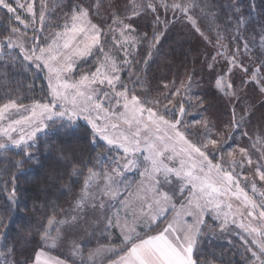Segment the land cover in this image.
<instances>
[{
    "label": "snow or ice",
    "instance_id": "obj_1",
    "mask_svg": "<svg viewBox=\"0 0 264 264\" xmlns=\"http://www.w3.org/2000/svg\"><path fill=\"white\" fill-rule=\"evenodd\" d=\"M0 8L11 14L10 20H14L15 24L20 26H12L10 23L6 27L7 34H0V52H3L4 48H19L24 61L34 66L36 70H46L48 73L47 102L34 101L29 117L10 121L6 127H0V133L7 138V142H0V149H7L8 142L27 149L31 147L28 142L34 141L38 132L50 128L72 135L74 129L78 127L74 118L82 117L86 125L82 131L90 143H96L99 137L108 146L121 149L123 152L122 156L112 158L102 172L88 169L81 194L74 203L75 214L60 210L65 219L57 220L53 215L46 218V223L41 221L38 229L40 243L63 241L67 239L68 232L79 229L84 231L88 238L73 240L71 247L74 254L83 256L81 245L91 243L97 229L102 230V233L109 230L115 232L119 229V234L112 241L107 244L98 243L97 247L89 249L87 259H82L81 264H198L194 258L197 245L201 239L207 238L204 235L208 227L206 218L212 213L215 214L213 227L219 221L221 232L228 226L230 214L233 217L239 214L242 219L244 212H247L254 220L264 221V202L257 204L250 199L245 189L240 186L235 173V168L242 166L244 158L248 157L247 150L243 147L238 149L241 157L238 162L236 149L226 151L227 136L221 139L219 134L214 133L213 128L216 125L208 119H186L188 108L185 107V103L191 107V101L175 99L182 97V89L183 94L189 93L192 87L191 76L187 83L181 81L180 87L175 88V91L169 89L158 96H151L150 92L144 95L137 94L134 85L139 83V79L133 81V88H129L120 80V68L131 63L127 60L130 53L126 52L122 64L118 59L104 56V62L98 64L94 72L85 73L79 81L73 83L68 81V75L75 70L77 59L82 60L92 55L94 49L103 54L107 43L106 37L117 29L122 37L135 33L133 24L127 22L134 16L151 12L158 24L161 9L165 14L171 11L174 18L177 14L186 18L195 26V30L212 44L214 51L219 49L216 56L212 57V63L208 64L209 69L214 72L218 57H221L228 66V72L235 68L243 73L240 81L241 90L244 85H253L264 94L262 74L264 52L257 56L256 61L248 58L247 64L245 58L240 55L239 43L234 49L229 48L225 52L227 46L221 43L219 32L216 37H205L204 32L198 27V21L190 15L196 8L193 0H159L158 3L156 0H141V3L134 7L132 17L117 11L109 15L111 23L104 19H100L98 23L93 22L95 17L92 16V4L89 0H69L68 11L64 13L62 31L53 33L50 41H42L39 36L29 38L21 32V27L26 30L30 24L32 31L37 32L35 24L37 20L43 24L45 10L48 9L47 0H41L39 14L36 0H24L23 3H17V0H12V3L0 0ZM138 9H143V13ZM21 14L29 22L22 19ZM237 23L243 24V17H239ZM211 30L209 27L208 31ZM140 39L148 41L149 38L144 34ZM153 39L156 42L159 40L155 32ZM242 39L237 29V35L233 40L239 42ZM28 40H31V43H26ZM259 42L264 48V35L259 36ZM120 47L123 48L124 44ZM243 48L245 52L249 50L247 40H244ZM253 63L256 64L254 68L250 67ZM105 85L109 91H105L103 87ZM215 86L225 93L232 107L233 118L225 125V129L238 130L244 122V116L237 120L235 109L244 97L235 90V82H225L223 75L217 79ZM164 88H168V85H164ZM230 89L232 91H229ZM112 100H115V111L112 107H105V102L111 105ZM202 104V100L197 97L196 105ZM24 108L25 105L18 104L15 99H9L0 105V119L4 118V113L10 109ZM58 108L60 111L56 110ZM13 133H17L18 138H13ZM25 154L28 159L32 158L30 152ZM19 163L23 164L24 161L21 160ZM246 163H252L250 157ZM141 166H144V171L140 172L143 177L144 196L138 198L136 202L130 199L118 200L120 185L124 181V170L136 168L139 171ZM257 172L260 180L264 181V172H261L259 167ZM101 176L104 191L97 199L91 194L90 186ZM149 192L152 193L151 196L148 195ZM261 196H264V193H261ZM225 197L234 198L237 202L242 201V205L238 204L234 211L232 203L225 204ZM113 199L118 200L122 209H117L110 215ZM89 201H93L90 209ZM9 202L10 205L17 203L15 187L11 190ZM241 206L244 212L240 211ZM225 208L228 211H224ZM256 209H259L258 215ZM170 212H175L171 219L168 218ZM221 214L223 220L220 219ZM232 224H236L235 218ZM53 225L63 226L57 228L55 236L50 231ZM239 227L250 235L258 234L264 238V224L253 227L240 223ZM88 228L91 232H87ZM153 232L154 234H151ZM101 238L109 239L103 234ZM116 241L119 242L118 246H115ZM247 243H251L255 248L245 249L251 254L249 258L251 264H264V239H253L250 242L246 241ZM14 253V246L7 249V254ZM43 254L42 250L36 251L33 264H40ZM112 255H117V259H111ZM13 264L21 262L14 261ZM23 264H27V260ZM45 264L63 262L56 260Z\"/></svg>",
    "mask_w": 264,
    "mask_h": 264
},
{
    "label": "trees",
    "instance_id": "obj_2",
    "mask_svg": "<svg viewBox=\"0 0 264 264\" xmlns=\"http://www.w3.org/2000/svg\"><path fill=\"white\" fill-rule=\"evenodd\" d=\"M36 1L39 5L40 2ZM89 2L92 4L94 22L104 19L111 23L109 15L117 11L132 17L134 7L141 3V0ZM193 2L196 8L190 15L198 21V27L205 37H216L219 32L221 43L227 46L225 52L229 48L234 49L239 43L240 55L245 58L246 64L248 58L256 61L257 56L264 52L259 42V36L264 35V0ZM68 3L69 0H48V6L55 8V11L67 8ZM138 10L143 13V9ZM158 16V24L151 12L134 16L131 21H127L133 24L135 34H139V40L131 68L129 72H121V80L127 77L125 83L129 88H133V81L139 79V83L134 85L137 94L150 92L151 96H158L169 89L175 91V88L180 87L181 81L187 83L191 76L192 87L189 93L183 94L182 89V97L175 98L191 101V107L185 103L188 108L186 119L210 120L216 125L213 130L221 139L227 136V143L238 141L237 137L232 139V134L236 136V133L248 131L251 142L264 149V94L253 85H244L241 90L243 73L235 68L228 72V66L221 57H218L215 64V71L209 69L208 64L212 63V57L216 56L219 49L214 51L212 44L208 43L186 18H182L180 14L174 18L171 11L165 14L163 9L159 11ZM239 17H243V24L237 23ZM0 21V34H7L6 27L10 23L17 27L14 20H10V14L6 10H0ZM209 27L211 32L208 31ZM237 29L243 37L239 42L233 40ZM153 32L159 37L158 42L153 39ZM144 34H147L148 41L140 39ZM244 40L249 42L247 52L243 48ZM17 54L8 52L5 48L0 52V104L9 99H15L18 104H28L45 97L43 89L47 90V83L43 72L30 65H23L20 59L13 62V56ZM250 67L254 68L256 64L253 63ZM221 75L225 82L234 81L235 90L244 97L235 109L237 120L244 116V122L238 130L225 129V125L233 117L228 97L215 86ZM164 85H168V88H164ZM197 97L202 100V106L196 105ZM76 122L78 127L72 135L50 128L37 133L36 139L30 141L31 147L27 149L23 146L0 149V253H3L0 254V264H13L14 261L23 264L25 260L28 264L33 259L37 245L35 241L40 222L46 223V218L53 215L57 217L61 213L60 210L66 208L74 194L79 191L88 169L99 167L97 156L106 150L105 145L99 140L90 143L82 131L86 126L85 122ZM260 133L262 135L259 136ZM243 140L245 137H241L239 142ZM26 152L32 154L31 159L27 158ZM21 160L24 161L23 164L19 163ZM13 187L16 189L17 203L10 205L9 196ZM88 245L90 243L83 244V248ZM12 246L15 247V253L9 255L7 249ZM207 252L210 251H196L194 258L198 264H205L206 257L208 264L218 262L217 249ZM219 263L228 264L224 260ZM237 263L236 260L232 264Z\"/></svg>",
    "mask_w": 264,
    "mask_h": 264
},
{
    "label": "rangeland",
    "instance_id": "obj_3",
    "mask_svg": "<svg viewBox=\"0 0 264 264\" xmlns=\"http://www.w3.org/2000/svg\"><path fill=\"white\" fill-rule=\"evenodd\" d=\"M58 1L61 2L62 0H58ZM8 2L12 3V0H8ZM23 2L24 0H17V3H23ZM38 2L41 3V0H38ZM40 3L38 5L36 1L37 14H39V11H41ZM47 3H48V0H47ZM0 10H5V9L0 8ZM45 11H46V15H45V20L43 24L41 25V23L38 20L35 24V27L37 28V32L32 31L31 24L26 30L21 27V32L25 36L29 38L33 36H39L42 41L43 40L50 41V38L53 33L62 31V25L64 24V13L68 11V8H63L62 10L55 11V8L51 9L48 6V9ZM21 18L25 19L26 22H29L23 14H21ZM94 23H98V22H94ZM112 26L114 28L116 27L115 25H112ZM17 27H20V26L17 25ZM41 28L43 29V31H40ZM106 39L108 42L106 43L104 47L103 54L99 53L96 49H94L92 55H89L83 58L82 60L81 59L76 60L75 70L68 75L69 83L79 81L82 75H84L85 73L90 74L91 72H94L96 66L104 62V56H109L113 59H118L119 63L122 64L123 59L125 58V55L127 52V53H130L129 55H127V60L132 62L133 60L132 58L134 57V54L136 52V46L139 40V38L137 37L135 33H130L127 36L122 37L120 36V32L117 29L116 32L106 37ZM133 40L135 41L134 43L132 42ZM26 43H31V40H28ZM121 44H124L123 48L120 47ZM5 49L8 52L11 51V52L18 53L16 56H13V62H18L16 60L20 59L23 65H26V64L30 65L27 61L23 60V54L20 52L19 48H13V49L5 48ZM31 67L34 68V66H31ZM130 68H131V63L126 67H121L119 75L121 74V72L122 73L129 72ZM42 72H43L44 80L47 83V90L43 89L45 92L44 93L45 97L39 100H34V101L47 102L46 97L48 95V73L46 70ZM126 79L127 77H125V79L123 80H121L120 78V80L124 84H126L125 83ZM103 87L105 91H109L106 85ZM34 101L29 102L28 104L23 103V105H25L24 109H19V110L10 109L7 112H5L4 118L0 119V127H6L10 121L22 120L24 117H29L31 106ZM3 104H0V105H3ZM114 106H115V100H112L111 105L105 102V107H112L113 110L115 111ZM56 110L60 111L59 108ZM65 119H67V117H65ZM78 120L84 121L82 117L74 118L75 122ZM244 133H247V135H244ZM249 135L250 134L248 131H242L239 134L236 133V136L232 134V139L237 137L238 141L234 143H230V142L227 143L228 147L226 151L236 149L237 150L236 160L239 162L241 157L238 153V149L243 147L247 150L248 157L251 158L252 163L247 164L246 161L248 157H245L244 158L245 162L243 163L242 166H237L235 168V173L237 174L238 179L240 181V186L245 189V191L248 194V197L254 200L257 204H259L261 202H264V196H261V193H264V181L260 180L259 173L257 172V168L259 167L260 171L264 172V149L262 147H258L255 144H253L250 139L251 136ZM260 135H262V133H260L259 136ZM241 137H245V140H243L242 142H239V139ZM13 138H18L17 133H13ZM97 140L103 143L106 148L105 151H103L97 156L99 167L97 166V168L94 169V171L99 173V172H102L103 169L111 162L112 158L122 156L123 152L121 149L108 146L106 142L100 139L99 137H97ZM248 140H249V143H248ZM0 142H7V138L4 137L2 133H0ZM28 143L30 145V141ZM8 145L10 147H16L14 145H11L10 142H8ZM137 156H139V154H137ZM140 159H142V157H140ZM143 171H144V166H141L139 168V171H137L136 168L124 170V181L120 185V195H119L118 200L122 201L125 199H130L131 201L136 202L138 198H142L144 196L143 185H142L143 177L140 175V172H143ZM87 175H88V172H87ZM86 176H84L82 180V184L80 186L79 191L74 194V196L71 198L66 208L63 209L64 211H67L70 214H75L76 209L74 208V203L81 194V190L84 184V179ZM253 185H255V189H253ZM90 190H91V194L95 195L97 199H99L100 194L104 191V182H103L102 176L98 177L97 180L92 182L90 186ZM148 195L151 196L152 193L149 192ZM105 199H108V197H105ZM118 200L113 199L111 201V207H110V213H109L110 215L115 213L117 209H122V206L119 204ZM224 202L225 204L232 203L234 211L237 208L238 204L242 205V201L237 202L234 198H230V197H225ZM92 203L93 201H89L88 203L89 209L91 208ZM70 205H73V207H70ZM176 208L178 210L179 205H177ZM224 211H228V209L225 208ZM240 211L244 212V209L242 206L240 207ZM255 211H256V214L258 215L259 209H256ZM121 215H123L122 210H121ZM173 215H175V212H170L168 214V218L171 219ZM214 215L215 214L212 213L210 217L206 218L208 227L205 229L204 235L207 238L201 239L198 242L197 252H205V251L212 252L213 250L217 249L219 251L218 256H217L219 259H218V262H213V264H221L219 263L220 260H224V262L228 264H232L233 262H236V260L238 261L237 264H251V261L249 259L251 254L250 252H246L245 249L248 247H253V245H251V243L246 244V241L250 242L253 239L261 240L264 238L259 237L258 234L250 235L249 233L245 232L244 229L240 228L239 224L244 223L245 225L259 227L262 224H264V221L254 220L252 217H249L247 215V212H244L242 219L239 214H237L235 217H233V215L230 214L228 216V226H226L225 230L221 232L218 226L219 221H217L216 226L213 227ZM89 216H91V212H89ZM65 218L66 217H64L61 213L56 217L57 220L65 219ZM223 218H224L223 214H221L220 219L223 220ZM233 218L236 219L235 225L232 224ZM62 227H63L62 225H53V227L50 229V231L52 232V235L55 236L57 228H62ZM137 231H141V230L137 229ZM87 232H91V229L88 228ZM102 234L108 236L109 239L108 240L102 239L101 238ZM118 234H119V229H117L115 232L109 230L108 232H103V233H102V230L97 229L95 233V237L91 238V242H96V244L90 243V245L85 246L84 248H83V245H81L83 256H81L78 253L74 254V250L71 247V243L73 240L87 239L88 237L86 236V233L84 231H80L79 229H73L70 232H68L67 239L63 241L58 240L55 243H53L52 241H49L47 244L40 243L39 235H37L36 236L37 240L35 241L37 242V245L35 247L34 253L38 250L43 251L44 254L40 258V264H45V262L56 261V260L62 261L63 264H77V262L78 263L81 262L82 259L84 260L87 259V252L89 249L97 247L98 243L99 244L109 243ZM116 243L118 244L115 246H118L119 242L116 241ZM253 250H255L254 247H253ZM210 252H207V253H210ZM32 257H34V254ZM206 261L208 262L207 257H206ZM207 262L205 264H208ZM28 264H33V259Z\"/></svg>",
    "mask_w": 264,
    "mask_h": 264
},
{
    "label": "crops",
    "instance_id": "obj_4",
    "mask_svg": "<svg viewBox=\"0 0 264 264\" xmlns=\"http://www.w3.org/2000/svg\"><path fill=\"white\" fill-rule=\"evenodd\" d=\"M111 259L115 260V259H117V256H116V257H114V258H111Z\"/></svg>",
    "mask_w": 264,
    "mask_h": 264
}]
</instances>
